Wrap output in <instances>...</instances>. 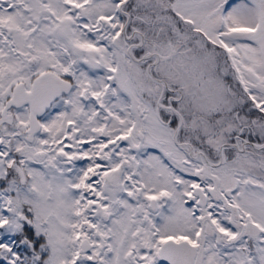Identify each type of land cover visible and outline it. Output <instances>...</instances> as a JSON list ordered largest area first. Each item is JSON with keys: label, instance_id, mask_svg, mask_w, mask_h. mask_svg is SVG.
Listing matches in <instances>:
<instances>
[{"label": "snow or ice", "instance_id": "6c2138e0", "mask_svg": "<svg viewBox=\"0 0 264 264\" xmlns=\"http://www.w3.org/2000/svg\"><path fill=\"white\" fill-rule=\"evenodd\" d=\"M0 264H264V0H0Z\"/></svg>", "mask_w": 264, "mask_h": 264}]
</instances>
